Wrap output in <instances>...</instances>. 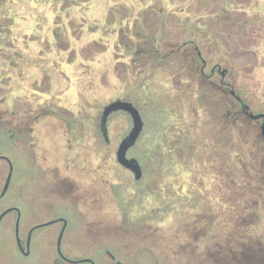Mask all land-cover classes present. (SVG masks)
Here are the masks:
<instances>
[{
	"label": "flooded vegetation",
	"instance_id": "1",
	"mask_svg": "<svg viewBox=\"0 0 264 264\" xmlns=\"http://www.w3.org/2000/svg\"><path fill=\"white\" fill-rule=\"evenodd\" d=\"M55 1L104 2V33L119 36L121 46L116 60L121 79L126 80L131 76L133 81L130 96L122 94L115 99L131 102L141 117L143 109L140 102L149 103V114L156 112L160 116L165 110L159 107L160 97L165 96V106L167 103L169 105V108L166 107L167 112L178 113L180 122L191 129L203 126L215 117L219 118L214 124L216 137L218 140L227 137L226 141H187L189 132L176 131L177 122L172 123L169 133L172 135L178 132L182 136L179 135V141L165 144L167 152L163 161L154 159L145 151H139L143 121L140 135L126 152L128 157L136 158L139 163L142 174L138 180L116 158L115 161L132 175V185H140L144 180L158 182L154 186L159 188V194L165 198H171L172 195L181 198L179 206L169 205L166 212L174 210L183 214L185 240L190 244L195 242L201 263L264 264V97L251 95L248 83L237 86V70L249 62L246 61L239 67L236 64V54L245 55L252 52L251 47L257 45L261 47L258 51L264 49V4L259 2L264 0ZM108 1L114 3L108 4ZM156 1H164L165 5L174 4L179 8L166 9L162 4L156 10ZM252 1H256L253 9ZM124 6L132 7L129 9ZM113 9L123 12L129 10L125 14H116L114 19L117 21L109 23L108 16ZM135 11L136 14L133 15ZM176 12L180 13V18L172 20V17L177 16L174 14ZM253 38H258L255 44H251ZM13 56L15 53H8V65L11 70L18 69L19 74H22L23 64L13 61ZM17 58H24L22 51ZM8 78L10 80L12 77L8 75L6 79ZM19 101L20 104H16L14 108L12 105H4L0 109V128L5 133L2 139L13 144L20 151V158L27 164L30 162L38 175L44 177L50 173L47 184L55 192V201L67 208L68 214L55 216L50 210L40 216L32 214L22 227L24 235L20 236L22 208L17 202L8 200L14 182V163L7 151L3 150L2 153L0 148V229L11 226L16 247L27 254L33 232L39 227H52V230L55 229L56 251L53 264L57 260L70 264H94L89 257L69 259V255L61 248V241L59 253L57 239L61 231L64 234L71 219L83 216L79 203L86 211H94L101 216L109 201L113 203V200H109L108 179L105 174L107 148L111 144L107 121L113 113L126 115L129 119L130 123L128 122L121 140L131 128L130 115L123 110L112 112L105 124V134L100 126L101 113L97 127L75 128L70 126L73 120H69L71 124L68 129L71 131H64L68 141L64 156L71 150L70 145L75 138L79 140L78 153L82 157H63L64 166L59 168L55 163L47 164V156L38 137L40 128H43V118H48L45 121L47 125H55V111H43L37 104L32 107L30 103L22 102V99ZM5 102L0 99V105ZM256 114L261 116L253 117ZM237 122L247 133L254 134L257 140L237 143ZM90 138L97 140V143L92 144L98 145L103 155L98 160L84 157L85 150L89 147V140H85ZM130 151L135 152L129 155ZM177 151L180 157L175 159ZM146 155L148 164H144V159L141 158ZM53 160L55 162V157ZM93 160L98 162L96 167H91ZM71 165L79 166L82 173L77 181L71 174ZM145 166L148 174L145 173ZM146 186L148 187L145 182L143 188ZM149 193L152 192L134 190L129 202H139V199ZM119 199L123 214H127L133 207L124 201V195L121 194ZM114 201L117 204V198ZM9 208L10 211L2 214ZM48 214L47 219L35 222V218ZM17 221L19 243L16 239ZM139 221L140 219L136 224ZM121 225L123 229V225L128 224L123 222ZM76 226L78 227L77 224ZM143 227L150 228V225ZM103 253L114 264L122 263L112 250L106 248Z\"/></svg>",
	"mask_w": 264,
	"mask_h": 264
},
{
	"label": "rangeland",
	"instance_id": "2",
	"mask_svg": "<svg viewBox=\"0 0 264 264\" xmlns=\"http://www.w3.org/2000/svg\"><path fill=\"white\" fill-rule=\"evenodd\" d=\"M254 2L256 1H252V9L256 7ZM259 2L264 4V1ZM103 3V1L0 0V99L6 101L0 105V109H3L4 105L9 107L12 105L14 108L22 99V102L30 103L32 107L37 104L43 111L54 110L55 125H51L52 127L47 125L45 121L48 118H43V128H40L38 137L46 153L47 164L55 163L59 168L64 166L63 157L77 159L81 156L78 153L79 140L75 138L74 142H71V150L64 156L68 148V141L65 139L67 135L64 131H71L68 129L70 126L97 127L99 115L105 104L122 94L130 96L133 92L131 76L126 80L121 79L116 60L118 48L121 46L120 38L114 34L104 33ZM113 3L108 1V4ZM156 3V10L162 7L160 6L162 4L166 9L179 8L174 4L165 5L164 1ZM124 7L130 9L132 6ZM126 11L114 9L110 11L109 23L117 21L114 19L116 14H125ZM135 14L136 11L133 15ZM174 14L177 16L172 17V20L180 18V13ZM256 41L258 38H253L251 44H255ZM24 47L26 50H23ZM258 48L261 49L258 45L251 47L252 52L245 55L236 54L238 67L246 61L249 62L237 70V86L248 83L251 95L264 97V49L258 51ZM20 51L24 57L22 60L17 58ZM10 52L15 53L13 61L23 64L22 74H19L18 69L11 70L8 65L10 61L7 56ZM8 75L12 77L10 80L6 79ZM164 99L165 96L160 97L159 107L165 109L160 116L156 112L155 114L151 112V116L148 110L149 103L140 102L144 121V129L139 139L140 152L145 151L154 159L165 160L167 152L165 144L179 141V135L182 136L176 132L179 130L189 132L187 141L227 140V137L219 140L216 137L214 124L218 122V117L198 128H187L188 126L180 122L178 113L167 112L166 107L169 108V105L167 103L165 106ZM69 120H73L71 125ZM128 122L130 123L126 115L120 113L111 114L107 121L111 144L107 148L105 174L108 179L109 200H113V203L109 201L101 216L94 211H86L78 202L83 210V216L71 219L70 225L62 235L63 252L69 255L71 260L73 257H89L94 264L115 263L103 253V249L106 248L117 254L119 262L125 264H213L201 263L195 242L190 244L185 240L183 214L174 210L171 213L166 212L169 205L179 206L181 198L174 195L165 198L159 194L157 192L159 188L154 186L158 182L144 180L140 185H132L134 181L132 175L117 165L115 150ZM174 122H177L176 133L171 135L169 130ZM4 135L3 128H0L1 152L7 151L14 163V182L8 200L17 202L22 208L21 236L25 232L22 227L32 214L40 216L50 210L55 216L67 215L68 209L55 201V192L51 191L47 184L50 173L44 177L38 175L30 162L27 164L20 158V151L2 139ZM256 140L254 134L247 133L237 122L235 129L237 143ZM85 142L89 147L85 150L84 157L98 160L103 156L98 145L92 144L97 143V140L90 138ZM134 152L130 151L129 155ZM174 155L175 159L180 157L178 151ZM147 157L148 155L141 157L144 164H148ZM96 163L98 164L93 160L91 167H96ZM78 168L77 165H71V174L76 181L82 174ZM145 170L148 174L146 166ZM145 182L148 187L143 188ZM134 190H146L153 194H145L144 198L133 204L129 201ZM121 194L124 195V201L133 207L127 214H123L120 208ZM116 198L119 202L117 204L114 201ZM49 215L37 217L35 222L45 220ZM137 217L140 219L139 224H136ZM123 222L128 224L123 225L125 230L121 228ZM147 225H150V228L143 227ZM119 244L122 246L119 247ZM54 245L55 229L39 227L32 234L28 253L24 254L15 245L11 226L1 227L0 264H53L56 257ZM55 264L70 263L57 260Z\"/></svg>",
	"mask_w": 264,
	"mask_h": 264
},
{
	"label": "water",
	"instance_id": "3",
	"mask_svg": "<svg viewBox=\"0 0 264 264\" xmlns=\"http://www.w3.org/2000/svg\"><path fill=\"white\" fill-rule=\"evenodd\" d=\"M123 110L126 111L131 118V128L128 131V133L119 141L116 151H115V158L116 161L123 167L129 169L136 180L141 178V168L139 166V163L136 158L134 157H128L126 155L127 150L135 143L138 136L140 135L142 128H143V120L142 117L137 110V108L129 101L121 100V99H115L112 101H109L107 104H105L101 111L100 116V126L103 130V133H106V121L108 116L115 111ZM261 114L253 115V117H259ZM11 209L5 210L2 214L10 211ZM53 222V221H50ZM62 231L59 234V237L57 239V250L60 252V241H61ZM16 239L19 243V237H18V221L16 223ZM29 241V236H28ZM123 264V263H119Z\"/></svg>",
	"mask_w": 264,
	"mask_h": 264
}]
</instances>
